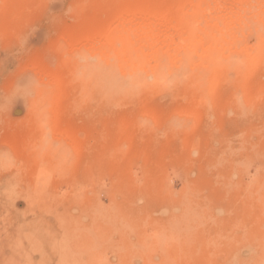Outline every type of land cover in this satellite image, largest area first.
<instances>
[{
    "label": "rangeland",
    "instance_id": "1",
    "mask_svg": "<svg viewBox=\"0 0 264 264\" xmlns=\"http://www.w3.org/2000/svg\"><path fill=\"white\" fill-rule=\"evenodd\" d=\"M125 1L0 0V264H264V60L136 96L116 74H82L80 97L67 68L52 85L63 41ZM252 1L246 47L264 21ZM206 2L221 21L234 12Z\"/></svg>",
    "mask_w": 264,
    "mask_h": 264
},
{
    "label": "bare ground",
    "instance_id": "2",
    "mask_svg": "<svg viewBox=\"0 0 264 264\" xmlns=\"http://www.w3.org/2000/svg\"><path fill=\"white\" fill-rule=\"evenodd\" d=\"M131 1L123 2L124 6L121 2L117 3V6L122 5L119 9L113 4L114 13L111 9L109 11H112V14L110 12V15L108 14L112 16L111 19L106 17L103 23L110 20L103 24V29H99L98 32L94 31V34H89L71 44L67 41L66 48L63 46L65 44L63 41L60 49L62 47L66 50H63V55L60 53L62 56L60 62L63 61L64 67L50 75L52 85L61 87L63 76L67 78L63 75L67 68L71 73V80L77 86L76 93L74 91L76 89L73 92L83 95L85 79L82 74L90 76L102 73L110 77L116 74L125 89L132 91L131 94L136 96L134 94L137 90L148 89L159 82L182 84L188 79H195L197 82L204 80L212 87L213 83L230 71L234 72L237 78H241L242 75L250 73L258 62L264 60V21L259 20L257 15L254 18L257 19L258 26L251 31L255 42L248 47L241 43L246 37H244L245 33L248 32L246 24H249V16L253 13L252 0H230L231 6H235L230 10L234 12L231 10V16L223 21L219 18L218 12L208 6L207 0H175L173 5L171 3L172 6L167 4V7L163 4L167 8L163 12L148 11L147 7V11L138 12L136 7L141 6L134 5L133 2L137 0ZM230 1L228 0L229 3ZM163 5L161 4V7ZM159 9L164 8L159 7ZM165 12L175 14L170 22L166 19ZM216 23L223 25L220 27L218 24L217 27ZM163 39L168 41L163 43ZM239 42L240 45L242 44L241 47ZM73 52L79 55L81 53L86 59H96V63L86 59L84 62H79L78 59L73 58ZM145 61L146 63L149 61L151 65L149 66ZM194 64L198 67L196 71L190 68ZM65 80L67 85L69 81ZM59 87H54V90L58 92ZM53 94L57 95L56 92ZM74 96L71 93V98ZM55 100L52 103L54 105L57 102ZM66 137L64 138L68 141ZM66 143L70 144L69 141ZM68 148L70 147H67V150Z\"/></svg>",
    "mask_w": 264,
    "mask_h": 264
}]
</instances>
